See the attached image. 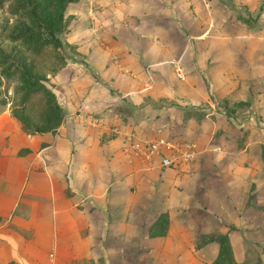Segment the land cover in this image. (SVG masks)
Here are the masks:
<instances>
[{
    "label": "rangeland",
    "instance_id": "rangeland-1",
    "mask_svg": "<svg viewBox=\"0 0 264 264\" xmlns=\"http://www.w3.org/2000/svg\"><path fill=\"white\" fill-rule=\"evenodd\" d=\"M100 1L70 3L68 29L59 34L66 64L54 75L39 64L47 72L45 82L61 98L68 72L75 71L68 68L71 53L67 49L73 52L68 43L69 25L77 28L83 24L84 9L92 2L99 7ZM182 2L193 17L182 37L191 47L200 46L198 61L205 63L206 70L219 56L218 48H211L214 42L228 43L230 50L221 56L230 62L229 71L213 72L225 79L217 77L212 82L202 72L207 93L201 101L184 105L189 108L177 107L176 112L162 113L153 109L151 101L137 100L133 107L112 111L109 117L97 113L98 108H90L82 116L102 124L118 123L127 131L125 137L129 133L191 137L200 152L191 169L111 171L102 158L98 168L107 172L103 178L92 181L89 174L82 175L96 187L94 191L72 190L67 176L53 177L58 171H53L57 162L51 152L43 153L44 160L27 154L33 150L22 145L23 133L34 135L27 141L36 146L41 135L52 134L56 128L35 134L23 131L10 113L13 82L0 74V98L6 101L0 112L1 146L9 148V156L22 148L16 164L22 171L35 172L29 173L15 206L0 201V264L11 260L17 264H206L218 250L217 242H203L202 234L208 232L228 234L240 264H264V0ZM16 19L6 5L0 6V45L8 50L19 45L7 37ZM192 25L196 33L190 30ZM190 51L188 57L194 62L195 54ZM86 96L82 94L78 101ZM26 111L32 117L29 123L36 120L33 104ZM76 122H84V118ZM116 134L104 130L102 137L112 141ZM82 164L79 166L84 167ZM118 164V168L128 166L121 159ZM76 182L83 181L77 177ZM49 197L54 199L46 208ZM54 210H64L63 216L54 219ZM163 211L170 218L167 233L149 235L150 223Z\"/></svg>",
    "mask_w": 264,
    "mask_h": 264
},
{
    "label": "crops",
    "instance_id": "crops-1",
    "mask_svg": "<svg viewBox=\"0 0 264 264\" xmlns=\"http://www.w3.org/2000/svg\"><path fill=\"white\" fill-rule=\"evenodd\" d=\"M94 3L82 12L83 24L77 28L69 25L68 43L73 45V52L67 49L71 53L67 59L68 68L75 71L68 72L67 85L60 89L63 100L59 91L55 90L66 112L63 120L52 134L39 136L41 139L35 141L36 146L30 142L34 135L25 133L23 136L26 141L22 143L33 150L27 154L34 153L35 157L37 155L42 160L43 153L51 152L54 163L57 162L53 171H58L57 176L53 177L59 180L67 176L70 189L87 192L94 191L96 187L88 184L82 175L89 174L92 181L103 178L102 174L106 175L107 172H104L103 167L98 168L102 158L111 171L122 168L126 171H155L158 168L151 167L144 158L126 153V137L123 134L127 131L118 123L104 121L102 124L82 114L90 108H98L97 113L109 117L112 111L120 112L133 107L137 100L151 101L153 109L162 113L176 112L177 107L184 108L185 104L197 103L207 93L203 89L205 76L202 72L206 71L213 79L212 82L217 77L223 80L225 78L215 77L213 72L225 73L231 66L221 56L230 50L229 45L220 41L211 46L218 48L219 56L215 57L210 69L208 65V69H205L201 59L198 61L200 46L194 44L191 47L192 43L182 37L189 19H193L192 12L188 11L187 4L182 0H101L99 7ZM190 30L195 33L197 31L193 25ZM81 31L83 33L77 35ZM194 47L199 50H192ZM189 49L191 54H195L194 62L188 57ZM220 50L224 51L220 53ZM82 94L87 96L79 102ZM77 110L81 113L76 114ZM79 117L84 118V122L77 123ZM104 130H114L118 134L112 141H105L102 137ZM8 150V147L0 143V201L5 199L6 203L15 206L29 173L35 172L22 171L16 164V161L21 160L18 153L22 148L15 149L11 156ZM120 159L127 161L129 167L126 165L118 168ZM92 160L96 161L92 163ZM107 165L105 167L108 168ZM193 166L194 163L183 168L191 169ZM41 174L45 177L43 172ZM77 177L83 181L82 184L76 182ZM60 187L64 189L67 186ZM50 199L53 201L54 198L47 199V204H44L46 208L51 205L48 202ZM63 211L54 210V219L63 216Z\"/></svg>",
    "mask_w": 264,
    "mask_h": 264
},
{
    "label": "trees",
    "instance_id": "trees-1",
    "mask_svg": "<svg viewBox=\"0 0 264 264\" xmlns=\"http://www.w3.org/2000/svg\"><path fill=\"white\" fill-rule=\"evenodd\" d=\"M75 0H0L11 14L16 15L15 25L7 37L18 42V47L6 49L0 45V74L13 83L11 115L19 121L23 131L30 134L55 129L62 121L64 109L56 93L46 82L47 72L54 75L65 64V54L59 34L68 29V8ZM67 18V19H66ZM46 67L44 73L40 65ZM35 106L36 120H32L26 108ZM6 101L0 98V112ZM170 218L161 212L149 225L151 236L165 235ZM203 242L215 241L218 250L215 258L206 264H240L234 257L228 234L208 232L202 234ZM1 264H17L9 261Z\"/></svg>",
    "mask_w": 264,
    "mask_h": 264
},
{
    "label": "built area",
    "instance_id": "built-area-1",
    "mask_svg": "<svg viewBox=\"0 0 264 264\" xmlns=\"http://www.w3.org/2000/svg\"><path fill=\"white\" fill-rule=\"evenodd\" d=\"M124 150L129 155L144 158L155 168H183L192 165L198 154L196 142L190 138L143 137L134 133L126 136Z\"/></svg>",
    "mask_w": 264,
    "mask_h": 264
}]
</instances>
